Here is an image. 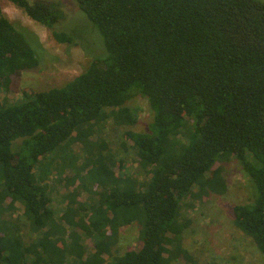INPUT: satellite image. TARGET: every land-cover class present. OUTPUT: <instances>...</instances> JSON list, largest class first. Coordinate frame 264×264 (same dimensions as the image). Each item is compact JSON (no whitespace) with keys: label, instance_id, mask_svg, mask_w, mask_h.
Wrapping results in <instances>:
<instances>
[{"label":"trees","instance_id":"obj_1","mask_svg":"<svg viewBox=\"0 0 264 264\" xmlns=\"http://www.w3.org/2000/svg\"><path fill=\"white\" fill-rule=\"evenodd\" d=\"M8 1L56 42L77 44L59 30L60 4ZM72 1L98 32L99 53L63 87L0 102V196L22 206L36 234L27 243L0 219V264H170L181 254L182 201L195 189L222 195L213 168L229 158L252 187V201L232 207L233 224L264 259V2ZM41 57L37 39L0 9V93ZM134 96L152 113L145 131L124 133L145 181L98 161L83 175L100 187L98 198L79 203L72 191L56 216L40 177L44 161L69 142L101 156L103 142L88 146L92 130L108 120L134 125L123 107ZM132 223L140 248L113 257L118 228Z\"/></svg>","mask_w":264,"mask_h":264},{"label":"rangeland","instance_id":"obj_2","mask_svg":"<svg viewBox=\"0 0 264 264\" xmlns=\"http://www.w3.org/2000/svg\"><path fill=\"white\" fill-rule=\"evenodd\" d=\"M44 1L60 4L65 15L59 24V30L74 37L77 44L56 42L50 30L31 20L8 0H0V9L4 16L13 25L28 31L42 47L39 65L30 70L16 72L11 77L8 90L0 93V102L20 101L24 95L63 87L88 67L92 56L98 54L97 49L103 45L97 37L96 29L87 22L72 0ZM81 41L87 51L94 50L95 53L86 54ZM123 107L135 117L134 125H116L112 120H108L103 127L92 130L88 146L95 147L97 143L103 142L106 148L101 156L92 153L89 157L83 146L69 142L63 146V150L44 161L45 170L49 171H45L46 174L41 173L40 177L50 191L51 206L56 216L64 209L63 198L72 191L74 192L72 198L79 203H88L98 198L97 192L101 190L100 187L88 181L87 177H83L98 161L104 160L107 164L103 163L114 175L120 169V175L123 174L124 177L138 182L145 181L132 144L124 133L127 130L145 131L152 113L147 101L140 96L129 99ZM215 168L221 169L226 190L222 195L215 193L203 195L195 189L182 201L179 212V222L183 225L179 240L181 254L176 259H171L170 264H264V259L252 240L234 226L232 219L231 209L234 205L248 204L252 201L250 181L234 158L223 160L213 169ZM0 219L14 227L27 243L36 236L23 215L22 206L18 203L13 204L2 196ZM139 228L137 223L118 228L115 244L111 248L113 257L140 248Z\"/></svg>","mask_w":264,"mask_h":264}]
</instances>
